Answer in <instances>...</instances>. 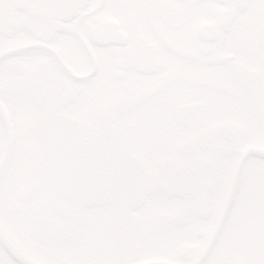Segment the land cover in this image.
Listing matches in <instances>:
<instances>
[{
    "label": "flooded vegetation",
    "instance_id": "flooded-vegetation-1",
    "mask_svg": "<svg viewBox=\"0 0 264 264\" xmlns=\"http://www.w3.org/2000/svg\"><path fill=\"white\" fill-rule=\"evenodd\" d=\"M264 264V0H0V264Z\"/></svg>",
    "mask_w": 264,
    "mask_h": 264
},
{
    "label": "water",
    "instance_id": "water-1",
    "mask_svg": "<svg viewBox=\"0 0 264 264\" xmlns=\"http://www.w3.org/2000/svg\"><path fill=\"white\" fill-rule=\"evenodd\" d=\"M153 264H155V263H153Z\"/></svg>",
    "mask_w": 264,
    "mask_h": 264
}]
</instances>
